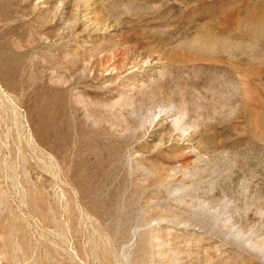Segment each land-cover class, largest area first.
I'll return each mask as SVG.
<instances>
[{
    "label": "rangeland",
    "instance_id": "rangeland-1",
    "mask_svg": "<svg viewBox=\"0 0 264 264\" xmlns=\"http://www.w3.org/2000/svg\"><path fill=\"white\" fill-rule=\"evenodd\" d=\"M0 264H264V0H0Z\"/></svg>",
    "mask_w": 264,
    "mask_h": 264
},
{
    "label": "bare ground",
    "instance_id": "bare-ground-1",
    "mask_svg": "<svg viewBox=\"0 0 264 264\" xmlns=\"http://www.w3.org/2000/svg\"><path fill=\"white\" fill-rule=\"evenodd\" d=\"M68 9H69V8H68ZM87 13H89V12H87ZM92 13H93V12H92ZM89 16H91V15H89ZM90 19H92V21H95V19H94V15L91 16ZM87 20H88V19H87ZM99 26H100V25H99ZM100 27H101V26H100ZM107 27H108V26H107ZM100 29H101V28H100ZM102 30H103V29H102ZM116 58H117V57H116ZM130 63H131V62H130ZM130 63H129V64H130ZM130 65H131V64H130ZM112 67H113V65H112Z\"/></svg>",
    "mask_w": 264,
    "mask_h": 264
}]
</instances>
